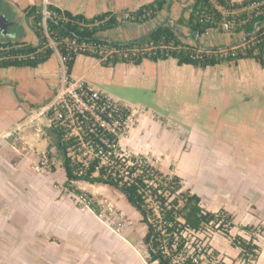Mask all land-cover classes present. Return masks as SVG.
Returning a JSON list of instances; mask_svg holds the SVG:
<instances>
[{
    "label": "crops",
    "instance_id": "0c3cea01",
    "mask_svg": "<svg viewBox=\"0 0 264 264\" xmlns=\"http://www.w3.org/2000/svg\"><path fill=\"white\" fill-rule=\"evenodd\" d=\"M150 1L9 0L19 25L7 37L33 45L38 43L25 15V10L33 5L45 12L47 5L53 4L92 17L106 11L135 10ZM192 3L193 0H172L155 19L142 24H147L150 32L163 21L171 24V20L187 18ZM128 24L139 23L120 26ZM178 26L187 36L186 41L197 43L186 26ZM143 35L114 40L129 41ZM243 39L242 32L211 28L199 36V44L207 48L236 46ZM54 55L58 59L57 67L47 66ZM53 56L36 68H0V193L13 188L17 179L15 172H19V182L25 185L19 192L15 189L12 192L17 193L12 202L13 210L12 207L6 209L7 201L0 204V219L7 225L19 224L20 252L25 256V264H31L27 260L30 235L37 241L34 264H98L101 259L104 264H147L144 256L147 248L135 246L127 239L132 228L110 227L90 207L77 203L73 198V195L77 197L75 193L64 186V169L60 168L64 177L57 189L48 183L28 184L31 180L46 179V174L52 171L37 173L34 166L44 152L26 151L29 146L25 141L8 134L53 98L61 67L60 55ZM83 64L99 73V81L117 76L123 82L130 80L151 92L157 108L142 105L147 110L139 115L122 139L126 149L147 157L164 173L181 177L183 188L200 195L207 210L225 209L232 214L236 224L230 231L232 235L250 239L251 234L240 226L264 227V66L254 59H243L237 65L202 69L179 65L176 59L169 58L157 62L144 60L139 65L119 63L104 67L96 58L79 55L71 77L86 80L100 90L95 79L81 72ZM233 68L243 70L232 71ZM25 108L32 111L29 116ZM35 122L50 127L44 119ZM48 147L45 153L52 154L57 149L52 145ZM33 220L34 226L30 222ZM8 233L0 228V238H7ZM255 236L260 252L251 263L245 262L240 256L241 249L233 246L222 233L213 232L208 239L211 248L219 252L218 258L227 264H264V232ZM32 251L30 248V254Z\"/></svg>",
    "mask_w": 264,
    "mask_h": 264
},
{
    "label": "trees",
    "instance_id": "16d2710c",
    "mask_svg": "<svg viewBox=\"0 0 264 264\" xmlns=\"http://www.w3.org/2000/svg\"><path fill=\"white\" fill-rule=\"evenodd\" d=\"M171 1L152 0L135 10L106 11L92 17L48 4L50 17L45 21L42 8L30 6L25 10V15L38 43L33 45L8 37L0 38V68H36L48 61L56 51L65 59L69 75L79 55L96 58L104 67L119 63L139 65L144 60L157 62L169 58L176 59L179 65L189 64L202 69L237 65L243 59H254L264 66V0H193L189 6V16L175 22V26H186L195 37L197 33L201 36L211 28L222 29L223 21L229 20V32L244 34L243 41L236 46L207 48L199 43H190L186 41L187 36L172 29L168 21L129 41L103 36L126 23L142 24L155 19L164 8L170 6ZM84 43L86 47L82 49ZM53 132L57 151L63 159L64 186L69 191L83 193L74 185L75 181L113 186L139 213L141 223L146 227L143 241L149 254L147 264H227L224 261L215 262L219 252L212 249L208 253L210 245L202 247L204 239L199 237V233L208 229L229 238L233 246L241 249L240 256L246 263L258 258L260 246L254 240L256 234L264 231V227L240 226L241 230L251 234L250 239L239 234L232 235L230 231L236 226L232 214L225 209L217 212L207 210L202 205L200 195L183 188L181 177L147 164L142 155L143 160L132 168L136 175L129 176L128 181L105 173L78 175L65 156L63 134L57 130ZM91 208L95 210L94 205Z\"/></svg>",
    "mask_w": 264,
    "mask_h": 264
},
{
    "label": "built area",
    "instance_id": "2783aa9c",
    "mask_svg": "<svg viewBox=\"0 0 264 264\" xmlns=\"http://www.w3.org/2000/svg\"><path fill=\"white\" fill-rule=\"evenodd\" d=\"M44 21L46 20L45 14ZM231 22L224 20L221 28L229 30ZM53 43V42H52ZM86 44H82L84 49ZM60 55L58 51H56ZM61 67L57 90L48 104L36 109L24 124L44 119L53 130L63 134L66 144L65 156L75 167L78 175H99L101 173L118 175L128 181L129 176H135L132 168L143 159L141 155L126 149L122 139L138 121L139 115L147 108L142 105L121 103L111 94L96 88L86 80L72 78L67 73L65 59L60 55ZM13 129L16 131L22 126ZM143 156V155H142ZM147 164L152 162L143 156ZM63 163V159L61 160ZM55 165L51 153L42 154L34 170L37 173L50 172ZM153 165V164H152ZM79 205L93 206V197L86 192L77 194ZM110 216L117 219L119 224L124 220V214L115 206L107 207ZM213 233L208 229L203 239ZM208 239V237H206ZM206 247V243L201 244ZM208 253L212 252L211 246ZM215 262L222 261L218 257Z\"/></svg>",
    "mask_w": 264,
    "mask_h": 264
},
{
    "label": "rangeland",
    "instance_id": "374dc122",
    "mask_svg": "<svg viewBox=\"0 0 264 264\" xmlns=\"http://www.w3.org/2000/svg\"><path fill=\"white\" fill-rule=\"evenodd\" d=\"M45 14H49L47 10H44ZM15 13V12H14ZM45 17V15H43ZM18 20V19H17ZM148 26L147 24H128L125 26H120L118 28H115L113 30H110L106 33V36L111 39H129L132 38V36H137L138 34H145L148 31ZM130 35V36H128ZM53 46H55L54 43H52ZM58 59L57 56L54 55L47 63V66H53L57 67ZM81 63V62H80ZM127 66V65H124ZM131 66V65H129ZM127 66V67H129ZM137 68L138 66H133ZM214 69V68H211ZM241 72L243 69L242 68H233L232 71ZM81 72L86 74L87 76L92 77V79H95V84L104 90L107 93H110L112 96L117 98L121 103L124 104H132V105H146L150 106L151 108H157L153 102H152V95L150 91H147L140 87L139 85L133 83L130 80H125V82L121 81L120 79H117V76H112L111 79H106L105 81L103 79H100V76L98 75L97 71L95 69H92L91 67H88L86 64H83L81 67ZM247 99L248 97H244ZM25 114L26 116H29L31 114V110L25 108ZM13 131V129H12ZM11 131V135L8 134V136L13 137L18 136L21 138L23 141L28 144L29 148L26 151H35L37 153H42L46 152L48 150V145L56 146V135L54 134L53 130L50 127H47L45 125H41L38 122H30L27 124H23L17 131L16 133ZM199 138L200 135H199ZM48 153V152H47ZM52 156L54 157L55 160V165L53 166L52 172L49 174H46L47 177L46 179L40 180H35V181H29V185H35V184H40L41 183H48L52 184L56 189L59 188L57 185H61L62 178L64 177V171L60 170V168L64 169L63 163H62V158L60 157L57 149L55 150L54 153H52ZM14 177H19V172H15ZM13 180V188L11 187L10 189L12 190H4V193H0V204L2 202H8V205L6 206V209H9V207H12L11 209L13 210L14 204L12 202L14 201L15 194L17 193H12L13 190L15 189L16 192H19L25 185L23 182H19L18 180ZM74 185L76 187H80L83 192L88 193L93 197V205L95 210H92L97 214L98 217H100L107 225L110 227H113L117 230L120 227H130L133 230L127 237L128 241L137 246L141 245L146 249V246L143 241V236L146 232V227L141 223L140 220V215H136L132 213V211H136L134 207L131 206V204L128 202L126 197L122 194H120L118 191L109 186V185H103V184H90L85 181H75ZM4 187V186H3ZM23 191V190H22ZM74 193V192H73ZM77 196V194L75 193ZM115 195H120L122 197L118 198ZM115 197V198H114ZM73 198L76 200L75 196L73 195ZM117 202V204L115 203ZM16 204H20L17 202ZM112 204L115 206L119 211H122L124 214V220H122V224H119L118 220L110 216V213L107 209L108 205ZM120 204L121 207L118 205ZM22 205V204H21ZM1 211V207H0ZM2 218V217H1ZM34 218V214H33ZM32 222V226H34V220L30 221ZM0 228L2 230L4 229L6 232H9L7 235V238H0V264H25L24 259L25 256L20 252L21 249V243L22 240L19 238V224H5L2 219H0ZM122 228V229H124ZM35 231V230H34ZM264 232V231H263ZM262 232V233H263ZM30 239L27 241L28 242V251L29 255L27 256L28 263L34 264L35 263V256H34V251L36 248L37 241L35 240L34 235L28 236ZM34 237V238H33ZM199 237L203 239L204 235L199 234ZM206 237L209 238V235ZM204 238L203 243L209 244V239ZM33 238V239H32ZM38 243H41V241H38ZM30 248L32 251V254H30ZM41 249V246L39 247ZM148 252L144 251V256L145 259L148 257ZM105 258V257H104ZM23 259V260H22ZM91 262L90 260H88ZM98 264H104V260L101 259V261L98 262ZM110 264V263H109Z\"/></svg>",
    "mask_w": 264,
    "mask_h": 264
},
{
    "label": "water",
    "instance_id": "95a60500",
    "mask_svg": "<svg viewBox=\"0 0 264 264\" xmlns=\"http://www.w3.org/2000/svg\"><path fill=\"white\" fill-rule=\"evenodd\" d=\"M44 15V13H43ZM50 17V14L46 15V18ZM171 22V28L172 29H176L180 32H182V29L178 26H175V22L173 20L170 21ZM13 22L3 13H0V35L2 36H9L11 35V31L9 30V26L12 24ZM199 36L200 33H197L195 36V41L197 43H199Z\"/></svg>",
    "mask_w": 264,
    "mask_h": 264
},
{
    "label": "flooded vegetation",
    "instance_id": "af4514ba",
    "mask_svg": "<svg viewBox=\"0 0 264 264\" xmlns=\"http://www.w3.org/2000/svg\"><path fill=\"white\" fill-rule=\"evenodd\" d=\"M0 13L5 14L13 23L9 26L11 32L15 31L18 28L19 23L16 17V13L13 11V6L9 0H0ZM12 34V33H11ZM2 37V35H0ZM7 37V36H3ZM9 37V36H8Z\"/></svg>",
    "mask_w": 264,
    "mask_h": 264
}]
</instances>
